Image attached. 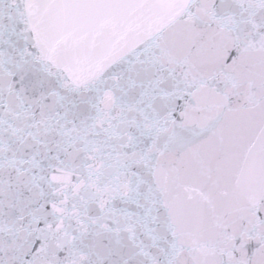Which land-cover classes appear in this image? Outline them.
<instances>
[{
    "label": "snow or ice",
    "instance_id": "1",
    "mask_svg": "<svg viewBox=\"0 0 264 264\" xmlns=\"http://www.w3.org/2000/svg\"><path fill=\"white\" fill-rule=\"evenodd\" d=\"M0 264H264V0H0Z\"/></svg>",
    "mask_w": 264,
    "mask_h": 264
}]
</instances>
